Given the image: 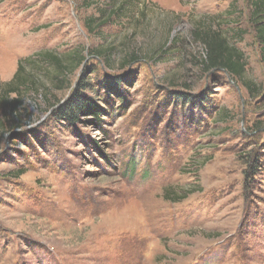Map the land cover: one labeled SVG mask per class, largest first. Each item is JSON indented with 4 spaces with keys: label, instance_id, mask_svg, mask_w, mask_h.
I'll list each match as a JSON object with an SVG mask.
<instances>
[{
    "label": "rangeland",
    "instance_id": "374dc122",
    "mask_svg": "<svg viewBox=\"0 0 264 264\" xmlns=\"http://www.w3.org/2000/svg\"><path fill=\"white\" fill-rule=\"evenodd\" d=\"M112 1L126 2L0 0V81L22 60L51 84L50 65L24 58L85 49L50 99L105 109L63 119L26 97L36 122L0 136V264H264V51L250 0H129L91 34L84 20ZM202 21L243 52L246 85L195 61ZM108 44L109 62L87 53ZM132 49L146 57L123 65ZM172 188L187 194L164 198Z\"/></svg>",
    "mask_w": 264,
    "mask_h": 264
},
{
    "label": "trees",
    "instance_id": "16d2710c",
    "mask_svg": "<svg viewBox=\"0 0 264 264\" xmlns=\"http://www.w3.org/2000/svg\"><path fill=\"white\" fill-rule=\"evenodd\" d=\"M125 1V3L119 2L117 5H114L113 1L111 4H107L101 11L102 15L106 11L104 17L100 18L91 15L84 20V26L87 27L91 34L99 36L101 34L100 26L106 23L107 19L110 20L113 15H120L121 13L124 15L122 17H125L126 14L123 13V10L130 11V8L124 7V5L129 3V0ZM250 3L251 19L256 27V37L262 51H264V0H250ZM242 33L243 30H240V36ZM191 36L193 41L202 47L203 51L195 61L198 62L203 71H226L231 77L240 79L246 85V81H244L246 65L244 54L225 33L218 28H214L208 21H202L192 27ZM100 38L106 39L107 37L106 35H102ZM175 40V35L172 37L169 35L164 46L161 48V53L157 54V56L166 53L167 50L164 47H172L175 44ZM114 50L115 47L112 44H108L106 46L91 47L87 50V53L109 62ZM84 52L85 49H74L69 54L61 56L51 50H45L35 53L37 59L24 58V61L31 65H36L38 60H41L43 64L50 65L51 71L48 74H51V84H44L34 71L28 69L23 61L20 60L13 76L9 80L0 81V136L6 132L22 129L36 122L34 115L28 111L25 105L26 97L31 99V101L33 100L35 104H39L40 100L44 101L46 104L41 110L42 112L52 111L51 113L54 116H60L63 119L76 120L79 114L85 115V112L96 119L103 115L105 111L104 107L100 106L92 98L81 96V94L70 105L67 103V106H58L56 101L50 99L52 87L58 86V90L62 89L63 86L57 85V83L68 80L67 77L70 76L71 72L86 60L87 55ZM145 57L146 54H142L135 49L129 50L126 54L124 53L123 65ZM107 66L110 67L111 64ZM186 194L180 195L179 192H176V189L173 190L172 188L164 193V198L180 200Z\"/></svg>",
    "mask_w": 264,
    "mask_h": 264
}]
</instances>
